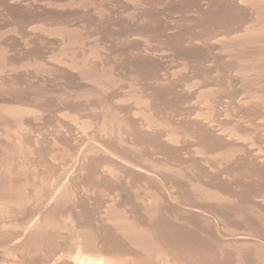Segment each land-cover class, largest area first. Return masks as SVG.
<instances>
[{
    "label": "rangeland",
    "instance_id": "1",
    "mask_svg": "<svg viewBox=\"0 0 264 264\" xmlns=\"http://www.w3.org/2000/svg\"><path fill=\"white\" fill-rule=\"evenodd\" d=\"M84 240L264 264V0H0V264Z\"/></svg>",
    "mask_w": 264,
    "mask_h": 264
},
{
    "label": "bare ground",
    "instance_id": "2",
    "mask_svg": "<svg viewBox=\"0 0 264 264\" xmlns=\"http://www.w3.org/2000/svg\"><path fill=\"white\" fill-rule=\"evenodd\" d=\"M133 168L136 171L146 174L149 177H156L154 173L147 171L141 167L135 166ZM67 190L68 189L66 188L65 191L67 192ZM59 192L57 193V195L59 194ZM188 210L194 213L202 212L199 209L190 208V207ZM205 214L208 215L207 213ZM202 216H205V215L202 214ZM122 236L125 240L127 239L130 242V246L132 247L137 246V243L134 240V238L129 237L124 234H122ZM24 237H25V234L24 236L18 235L14 237L13 239H11L8 243L4 244L3 246L7 245L8 251L26 246L28 240H26L27 237L25 239ZM229 239L231 242H239V241L245 240L246 238L243 235H238V236L236 235ZM103 252H104L103 250H100L98 248V244L96 242H89L87 240L79 241V243L77 244V251L75 254L56 255L50 261V264H152V262H146L145 260H142L140 256L138 255H133L132 257L131 256L128 257L126 255H121L120 253H115L114 256L109 257V256H103L100 254ZM155 260L156 261L154 264H186V262L176 257H171L170 255H164L161 253H158Z\"/></svg>",
    "mask_w": 264,
    "mask_h": 264
}]
</instances>
